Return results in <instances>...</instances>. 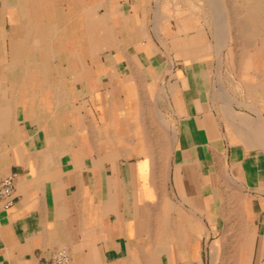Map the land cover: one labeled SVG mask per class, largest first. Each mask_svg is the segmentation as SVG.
<instances>
[{
	"label": "crops",
	"instance_id": "crops-1",
	"mask_svg": "<svg viewBox=\"0 0 264 264\" xmlns=\"http://www.w3.org/2000/svg\"><path fill=\"white\" fill-rule=\"evenodd\" d=\"M11 173L0 264H264V0H0Z\"/></svg>",
	"mask_w": 264,
	"mask_h": 264
},
{
	"label": "built area",
	"instance_id": "built-area-1",
	"mask_svg": "<svg viewBox=\"0 0 264 264\" xmlns=\"http://www.w3.org/2000/svg\"><path fill=\"white\" fill-rule=\"evenodd\" d=\"M15 173L0 178V201L4 208H9L15 201ZM50 264H72L69 251L65 247L55 249L50 257Z\"/></svg>",
	"mask_w": 264,
	"mask_h": 264
},
{
	"label": "rangeland",
	"instance_id": "rangeland-1",
	"mask_svg": "<svg viewBox=\"0 0 264 264\" xmlns=\"http://www.w3.org/2000/svg\"><path fill=\"white\" fill-rule=\"evenodd\" d=\"M171 1H173V0H171ZM174 1H176V0H174ZM185 1L187 2V1H191V0H185ZM200 1L203 3L205 0H200ZM207 1H209V0H207ZM217 1H218V2H219V1H222V2H223V0H217ZM218 11H219V10H218Z\"/></svg>",
	"mask_w": 264,
	"mask_h": 264
},
{
	"label": "bare ground",
	"instance_id": "bare-ground-1",
	"mask_svg": "<svg viewBox=\"0 0 264 264\" xmlns=\"http://www.w3.org/2000/svg\"><path fill=\"white\" fill-rule=\"evenodd\" d=\"M219 13V12H218ZM219 18V17H218Z\"/></svg>",
	"mask_w": 264,
	"mask_h": 264
}]
</instances>
